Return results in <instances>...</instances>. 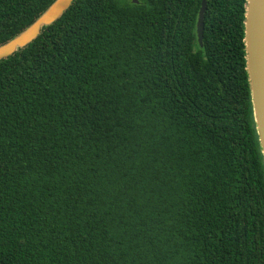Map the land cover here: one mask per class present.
<instances>
[{"label":"trees","instance_id":"trees-1","mask_svg":"<svg viewBox=\"0 0 264 264\" xmlns=\"http://www.w3.org/2000/svg\"><path fill=\"white\" fill-rule=\"evenodd\" d=\"M56 0H0V47ZM75 0L0 60V264H264L247 0Z\"/></svg>","mask_w":264,"mask_h":264},{"label":"water","instance_id":"water-1","mask_svg":"<svg viewBox=\"0 0 264 264\" xmlns=\"http://www.w3.org/2000/svg\"><path fill=\"white\" fill-rule=\"evenodd\" d=\"M74 1L56 0L27 31L0 47V60L13 55L18 48L29 45L38 37L42 27L57 21ZM132 1L138 3V0ZM206 8L207 1L204 0L197 23L201 46ZM244 40L255 123L264 157V0H247Z\"/></svg>","mask_w":264,"mask_h":264}]
</instances>
